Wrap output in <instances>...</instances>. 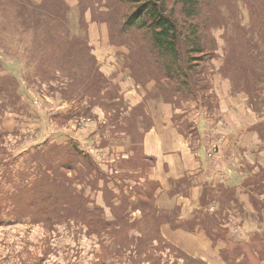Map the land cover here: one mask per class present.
Instances as JSON below:
<instances>
[{
    "label": "rangeland",
    "instance_id": "374dc122",
    "mask_svg": "<svg viewBox=\"0 0 264 264\" xmlns=\"http://www.w3.org/2000/svg\"><path fill=\"white\" fill-rule=\"evenodd\" d=\"M16 1L12 0L14 5H18ZM63 1L68 8L65 16H55L53 20H50L48 16L53 13H50V8L44 7L47 5L46 0H29L27 2L28 31L33 34L39 32L37 35L41 36L43 49L48 34L55 38L53 43L57 44L55 48L59 43L63 44L60 40L63 39L70 41L76 47L75 49L69 43L60 55L55 54V60L48 59V63L41 66L40 58L35 60L21 55L13 56L4 50L6 47L10 51H16L12 46L18 44H11V47L0 44V157L8 156L5 164L0 163V264H208L202 259L206 257L202 252L212 255L214 251L220 253L221 261L218 263L227 264V260L221 253L226 242H215L212 238H208V235L205 236L207 239L204 237V242L201 233L205 229H199L193 243L184 242L186 247L181 249L178 248L182 247L177 243L178 240L170 237L174 235L164 230V223L177 220L183 222L190 219L192 214L181 220L180 216H175L178 215L177 213L173 215L171 212H158L157 208L155 211L151 206L144 210L139 205L136 206L132 184L118 187L114 179L117 177L116 179L121 181L120 174L125 175L122 178H128L127 175L131 174L126 170L132 172L139 165L149 164L147 160L142 162L135 159L140 156L138 152L140 153L141 136L135 126L128 125L127 119L131 116L135 121L136 118L139 122L143 120L141 125L144 127L143 134H145L151 125L146 103L151 99L157 102L163 100L160 97H154V94H159V91L155 81H149L151 66L148 61L146 59L142 61L137 75L134 76L135 73L131 72V68L127 66V56L130 53L128 45L112 43L106 23L94 20L91 8L98 5L96 0H85L88 6L80 3L83 0ZM105 2L106 0L102 1V7H98V10L108 11V8L104 6ZM222 3L227 19L243 24L246 28H249L254 21L251 17L252 13L257 16L260 10L264 15V0H224ZM48 5L50 6L49 2ZM46 14L49 15L45 16ZM10 21L11 26L19 27L14 17L10 18ZM94 24L98 26L94 27ZM101 24L106 25V30L101 29ZM39 25L43 27L40 28ZM66 28L71 29L70 35L68 31L66 32ZM41 30L45 31L41 32ZM230 31L225 28L214 30L219 36L220 47L217 49L216 58L208 64L210 70L208 69L205 78L209 80L211 90L206 99L198 96L181 104L177 97H169V102L163 101L173 104L175 109L185 111L186 122L178 120L177 124L186 132H192L190 128H194L192 118L201 115L208 118L222 115L218 104L221 99L223 102L233 104V107L244 106L239 110L246 111L245 116H249L247 118L249 121L252 119L257 121L260 119L259 116H264V90L249 91L247 94L244 89L235 88L233 80L226 79L218 70L225 48V42L220 36L222 37L226 32L227 36L231 37ZM106 33L108 42L104 41ZM76 35L78 39L74 41ZM252 35L258 36L254 32ZM30 37L26 34L25 40ZM120 48L125 51L120 52ZM47 57L52 58V56ZM86 67L89 69L92 67L95 73L98 71L100 76L96 77L97 81H90L86 74ZM149 93L152 95L149 96ZM160 94L164 93L160 92ZM139 97L143 98V101L134 104ZM251 100L259 111L251 106ZM182 105H185V109L180 108ZM228 122L232 121L228 120ZM243 126L247 124L244 122ZM220 128L226 129L225 135L231 133L232 128L235 129L233 125ZM182 133L185 134L183 131ZM254 134L251 133V136ZM254 136V141L258 142L257 135ZM185 137L194 136L186 135ZM241 138V136L236 139L227 138L223 147L217 140L213 145L208 146V156L213 158L215 164L220 166L222 161L220 172L228 183H232L237 176H244L247 172L245 170L246 172L239 173L236 165L233 168L230 166L232 158L238 161L241 159L238 153L242 145ZM70 140L75 142L81 151L90 154L94 174L97 173L101 179L97 181V188L85 186L84 192L82 191L84 185L80 181H75L77 184H74V187L88 199L89 208H101V217L105 221L115 222L119 217V221L105 231L112 238L103 232H88L89 227H86L87 224L90 225L88 220H86L87 223L84 222L86 225L81 224L73 219V215L67 216L65 211L61 213L63 219L60 222L57 219L52 223L35 220L31 211L27 214L20 212L19 208L25 206L22 198L16 201L14 212L16 189L21 190L31 183L32 186L41 176L40 169H35L38 161L33 160L27 164V161L36 154V149H40L38 156L40 162H49L46 151H49L50 156H58L59 151ZM55 150L58 152H54ZM42 153L45 154L44 157ZM122 154H128L133 159H121ZM248 156L254 161L251 154ZM51 171L56 172V169ZM82 171V164L78 162L67 176H73L75 179ZM106 172L111 177L106 175ZM50 175L53 178V173ZM35 176L36 179L33 180ZM107 177H109L108 183L111 184L113 181V191L120 195L114 201L116 206H120L118 204L123 196L128 197V207L124 213H111V208L109 209L101 199V191L98 189L103 184L107 186ZM61 179L60 177L59 181ZM39 186L35 189L38 195L35 196V203L38 202L37 197L40 198L42 193H52V189L48 187L39 189ZM218 194H220L219 189ZM71 198H76L74 192ZM231 203L226 205L224 214L220 212L219 204L217 207V205L214 206L215 203H211L204 206L207 213L195 211L193 215L203 217L201 228H210L208 220L211 217L215 220L214 222L219 223L220 227L227 229L233 239L238 240L237 237L244 239L241 244H237L234 240L229 241L231 248L238 249H235V253L241 252L242 256L237 257L236 262L243 257L245 262L247 260V264H259L257 253L263 254L264 261V243L255 239H264V219L247 208H241L238 199ZM236 203L237 206L234 205ZM68 204V208H73V201H68ZM262 204L260 200L252 198L254 209L259 210ZM31 210L35 212L32 207ZM159 216L164 221L157 222ZM181 222L177 224L180 225ZM133 223L136 225L131 229ZM93 224L97 226L96 228L102 226L98 223ZM127 227L129 228L128 240L123 234L124 230L122 231V228ZM176 228L184 229L187 235L192 234L185 224L182 227L177 225ZM234 229L233 234L231 230L234 231ZM170 232L177 233L174 230ZM133 235L142 239L139 244L134 240L135 243L130 245ZM192 235L190 239H193L195 234ZM166 236L170 238V241ZM245 239L248 240L245 241ZM210 260L213 259L210 258Z\"/></svg>",
    "mask_w": 264,
    "mask_h": 264
},
{
    "label": "trees",
    "instance_id": "16d2710c",
    "mask_svg": "<svg viewBox=\"0 0 264 264\" xmlns=\"http://www.w3.org/2000/svg\"><path fill=\"white\" fill-rule=\"evenodd\" d=\"M96 1L98 5L91 8L93 9L91 11L94 20L106 23L112 43L116 45H128L130 53L127 56V66L131 68V72L135 73L134 76L137 75L142 61L144 59L148 61L149 66H151L149 81H155L159 91V94H154V97H160L165 102L170 101L169 97H177L180 104L198 96L206 99L211 90V84L205 78L207 71L210 70L208 64L216 58L218 55L217 49L220 47L219 36L214 32L218 28H225L228 31L233 28L230 31L231 37H228L226 32H224L225 36L224 34L222 37L220 36L223 42H225V48L221 55L222 63L218 70H220L226 79L233 80L235 88L244 89L247 94H249V91L264 90V15H262L260 10L257 13L258 17L252 13L251 17L254 21L249 28H246L243 24L227 19L222 3L224 0H106L104 4L108 8L106 12L98 10V7H102L103 0ZM16 2H18V5H14L12 0H0V44L9 47H11V44H18V47L12 46L16 51L11 49L12 52L6 47L4 50L13 56L21 55L26 58L32 57L35 60L40 58V61H42L41 66L48 63V59L51 61L55 60V54L60 55L71 42L60 39L63 44L59 43L55 48L57 45L53 44L55 38L53 35L48 34V36L45 35V48L43 49L40 40L41 36L37 35L39 32L33 34L28 31L27 2L29 0H18ZM80 3L88 6L85 0ZM46 4L44 7L50 8V13H53L50 16H48L49 14L45 15L50 20H53L55 16H65L68 9L63 0H46ZM12 17L16 19L15 23L19 27L11 26L10 18ZM39 27L41 28L43 25H39ZM44 31L41 30V32ZM67 31L68 35H70L71 29L66 28ZM252 31L258 36L252 35ZM26 34L28 37L31 36L27 40H25ZM76 39H78L77 35L74 37V41ZM71 46L73 49L76 48L73 44ZM45 50L48 52H44ZM137 50L139 51L137 52ZM47 56H52V58H48ZM86 72L90 81H97L96 77L100 76L98 71L95 73L92 67L90 69L86 67ZM100 87L101 84L99 89ZM160 92L164 94H160ZM151 95L149 93V96ZM204 101L207 102L206 100ZM251 102V106L255 110H258L255 103L252 100ZM143 105H145L144 102ZM259 117V120L246 129L256 131L262 146H264V143H262L264 142V116ZM127 121L128 125L135 126L137 131L143 122V120L139 122L137 118L135 121L131 116ZM54 152H58V150ZM59 152L58 156H50L49 151H46L49 162H40L38 158L40 149H36V154L27 161V164H30L33 160L38 161L35 169H40L41 176L32 186L31 183L26 188L21 190L16 189L14 192V212L16 211V201L22 198L24 205L28 208L21 206L19 208L20 212L27 214L31 211L32 217L35 220L52 223L57 219L60 222L63 219L61 213L65 211L67 216L73 215V219L81 224L88 220L90 225H86L87 222L84 223L87 228L89 227L88 232H103L105 235L110 236L105 231L108 230L109 226H114L119 221V217L115 222L105 221L101 217V208H89L87 205L88 199L74 187V184H77L75 181H80L84 185L83 192L85 186L97 188V181L100 178L97 173L94 174L90 154L81 151L77 144L71 140ZM44 156L45 154L42 153V157ZM7 157L6 155L4 157L1 156L0 163L5 164ZM135 159L138 160L137 157ZM139 160H143L142 157ZM78 162L82 164V170L85 172H80L78 178L75 179H73V176H67V173L73 171ZM53 169H56V172L51 171ZM50 173H53V178H51ZM60 177L62 179L59 181ZM91 177L96 178L92 180ZM109 177L106 178V184H108ZM88 178L89 181H87ZM35 179L36 176L33 180ZM250 183H254V193L264 195V167L261 166L260 171L254 174V178L250 179L249 183L247 180L243 185H249ZM38 185H40L39 189L44 187L52 189V193H42L40 198L37 197L38 202L35 203V196L37 195L35 189ZM118 186L121 187L119 184ZM15 187L17 188L16 183ZM98 190L101 191V197L106 206L109 209L111 208V213H124V210L128 207L127 196H123L118 204L120 206H116L114 201L120 195H117L112 188L110 189L105 184L101 185ZM225 190V193L224 191L221 192L220 196L223 194L221 198L220 196L211 198L214 202H219L220 207H217H219L220 212L223 214L226 205L232 204L231 202L237 199L235 188L231 187ZM73 192L76 194V198H71ZM138 195L140 198L138 205L141 208L144 210L150 206L154 208L153 193L151 191L138 188ZM68 201H73V208H68ZM210 201L207 200L205 202L203 200L202 203L207 204ZM31 207L35 212L31 210ZM154 210L156 211V208ZM196 211L200 213L205 212L204 209ZM197 217L192 214L190 219L182 223L192 231L204 220L203 217ZM162 221L164 219L159 216L157 222ZM214 221L210 217L208 220L211 225L210 228L202 227L201 229H205L208 237L212 238L215 242L218 240L226 242V246L221 253L222 257L227 260V264H247V260L245 262L243 257L236 262V259L242 256L241 252L235 253V249L237 248H231L232 245L229 244V241L232 240L237 241V244H241L244 239H240L239 237H237L238 240L233 239L230 233L228 234L229 231L227 229L220 227L219 223ZM93 223H98L102 226L96 228L97 226H94ZM135 225L136 223H133L131 229ZM128 229V227L126 229L122 228L126 239ZM231 232L234 234L235 229L234 231L231 230ZM134 240L139 244L142 239L139 236L133 235L129 242L130 245L135 243ZM247 240L245 239V241ZM255 240L260 241L262 244L264 243L263 238ZM257 254L259 264H264L263 254Z\"/></svg>",
    "mask_w": 264,
    "mask_h": 264
},
{
    "label": "crops",
    "instance_id": "0c3cea01",
    "mask_svg": "<svg viewBox=\"0 0 264 264\" xmlns=\"http://www.w3.org/2000/svg\"><path fill=\"white\" fill-rule=\"evenodd\" d=\"M97 26L98 25H95L94 27ZM100 26L102 30H106L107 28L105 24H101ZM104 41L108 42L107 33ZM119 50L120 52L125 51L123 48ZM142 101L143 98L139 97L134 101V104H139ZM227 103L228 102H223V99L218 102L222 115L211 118L201 115L197 118H192L191 120L194 122L193 127L195 129L191 127L190 129L192 132H186L184 128H179L177 124L178 120L184 122L185 119H187V114H185L184 110L175 109L173 104L165 103L161 100L160 102L153 101L152 99L148 100L146 103L148 108L146 109L151 120V125L145 134H143V125L140 124L139 126L138 133L141 136V142L139 147L140 153L138 152L140 156L137 158L139 160L140 157H142L143 160L141 161L146 162L147 160L149 164L146 166L139 165L137 169L132 172L131 170H126V172L131 175H127L128 178L124 179L122 177H125V175L120 174L119 179L121 181H118L116 179L117 177L114 179L117 185L119 184L122 187L129 183L132 184L134 186L137 205L140 199L138 188L151 191L153 193V207L157 208L158 212H171L173 215L177 213L178 215L175 216H180L179 219L190 216L196 210H205L204 206L211 205V203H215L214 206H216L219 202H214L211 198H216L220 196L221 192L225 189L233 187L236 191V198L240 200V207L247 208L251 210L252 213L259 214L260 218L262 217L264 219V203L260 206L259 210L254 209L252 205V198L263 202L264 195L254 193V183L243 185L247 180L249 183L250 179L254 178L252 175L258 173L261 166L264 167V160L262 159L264 158V146L261 144L259 135L256 132H252V130L245 131L246 128L252 126L256 120H247L249 116H245L246 111H243V109L239 110L244 106L233 107V104ZM180 108L185 109V105H182ZM228 120L232 122H228ZM244 122L247 126H243ZM225 125H233L235 129L232 128L231 133L225 135L226 129L220 128ZM182 131L185 134H183ZM251 133L257 135L259 139L258 142L254 141L255 134L251 136ZM186 135L194 137H185ZM238 136L242 137V145L238 152L241 159L238 161L232 158L230 166L233 168L236 165V169L239 173L247 172L244 176H237L232 183H228L220 172L222 161H220V166L215 164L213 158L208 156V146L213 145L215 140H217L221 142L223 147V144L227 142V138L236 139ZM197 139L198 141L195 142ZM225 147L227 148V145ZM249 154L254 157V161L249 158ZM120 158H127L128 160L133 159L130 158L128 154H122ZM107 185L111 189L114 185L113 181L111 184L108 183ZM218 189L220 194H218ZM203 200H205V202H207V200L211 201L207 204H203ZM234 205L237 206V203ZM179 212L181 213L179 214ZM256 217L258 218V215ZM177 223H180V221H169L163 225L165 231L170 235H174L170 237L173 240H178L177 243L182 245V247H178L181 249L186 247L183 244L184 242H188L189 244L193 243L196 238V233L201 227L197 225L194 230L190 231L192 234H195L194 238L190 239L193 235H187V231L184 229L176 228L177 225L181 227L184 225L182 222L180 225ZM172 224L175 226L173 227ZM170 230H174L177 233L170 232ZM199 232H201V230ZM202 232L201 234L203 236L201 237L205 242L204 237L207 236V234L205 231ZM167 239L170 241V238L167 237ZM218 241L223 242V240ZM202 253L205 254L206 257L202 258V256H198V258L204 259L208 264H219L218 261H221L219 252L214 251L212 255L206 254V252ZM210 258L213 260H210Z\"/></svg>",
    "mask_w": 264,
    "mask_h": 264
}]
</instances>
